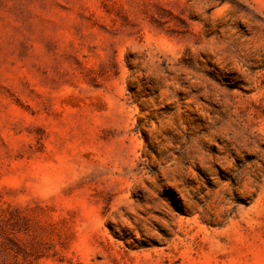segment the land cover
I'll use <instances>...</instances> for the list:
<instances>
[{
	"label": "rangeland",
	"instance_id": "1",
	"mask_svg": "<svg viewBox=\"0 0 264 264\" xmlns=\"http://www.w3.org/2000/svg\"><path fill=\"white\" fill-rule=\"evenodd\" d=\"M0 264H264V0H0Z\"/></svg>",
	"mask_w": 264,
	"mask_h": 264
}]
</instances>
